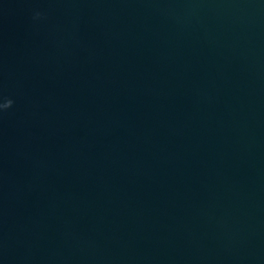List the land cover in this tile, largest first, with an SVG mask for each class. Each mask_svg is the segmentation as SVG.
<instances>
[{"label":"water","instance_id":"95a60500","mask_svg":"<svg viewBox=\"0 0 264 264\" xmlns=\"http://www.w3.org/2000/svg\"><path fill=\"white\" fill-rule=\"evenodd\" d=\"M0 264H264V0H0Z\"/></svg>","mask_w":264,"mask_h":264},{"label":"clouds","instance_id":"9594fccd","mask_svg":"<svg viewBox=\"0 0 264 264\" xmlns=\"http://www.w3.org/2000/svg\"><path fill=\"white\" fill-rule=\"evenodd\" d=\"M37 15H39V13Z\"/></svg>","mask_w":264,"mask_h":264}]
</instances>
